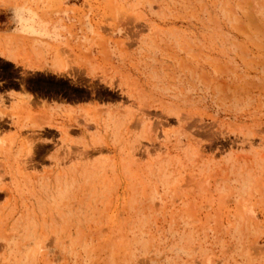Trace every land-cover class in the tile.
<instances>
[{"label": "rangeland", "instance_id": "374dc122", "mask_svg": "<svg viewBox=\"0 0 264 264\" xmlns=\"http://www.w3.org/2000/svg\"><path fill=\"white\" fill-rule=\"evenodd\" d=\"M13 17L56 43L0 35V264H264V0Z\"/></svg>", "mask_w": 264, "mask_h": 264}, {"label": "crops", "instance_id": "0c3cea01", "mask_svg": "<svg viewBox=\"0 0 264 264\" xmlns=\"http://www.w3.org/2000/svg\"><path fill=\"white\" fill-rule=\"evenodd\" d=\"M11 25H13V29L11 30H8V29H4V30H0V35H3L7 38H9L10 40H15V39H19L21 40V42H23L26 46H40V47H44L46 46V44H54L56 43V41H52V40H44L43 42L39 43V44H35L34 45V42L32 41V39L28 36V35H24V34H21L19 32H17V23L15 22L14 20V17L13 19L10 21ZM60 36V34H59ZM10 50V53H9V61H11L12 63H15L17 65L20 64V57L19 55L17 54V49H18V45L15 43V44H11L10 47L8 48ZM12 96H19V97H22L24 96V92L21 91V90H17V91H13V94H11ZM82 105V104H80ZM80 105H74V106H71L70 105V108H67V106L65 104H62V103H59V102H55V103H52L50 106H51V110L52 111H59V112H63V111H67V110H79L80 109Z\"/></svg>", "mask_w": 264, "mask_h": 264}, {"label": "bare ground", "instance_id": "6f19581e", "mask_svg": "<svg viewBox=\"0 0 264 264\" xmlns=\"http://www.w3.org/2000/svg\"><path fill=\"white\" fill-rule=\"evenodd\" d=\"M2 186V185H1Z\"/></svg>", "mask_w": 264, "mask_h": 264}]
</instances>
